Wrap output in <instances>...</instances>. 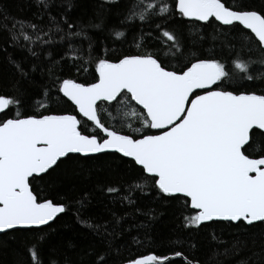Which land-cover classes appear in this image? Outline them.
<instances>
[{
	"label": "snow or ice",
	"instance_id": "1",
	"mask_svg": "<svg viewBox=\"0 0 264 264\" xmlns=\"http://www.w3.org/2000/svg\"><path fill=\"white\" fill-rule=\"evenodd\" d=\"M37 4L49 9L52 0H37ZM176 13L193 23L205 22V26L219 22L212 39L232 50L235 44L226 38L221 40L225 32L220 26L239 32L240 51L232 66L242 74L239 79L264 83V72L255 77L249 74L251 65H264V10L249 9L244 4L229 7L223 0H132L121 24L127 30L136 21L151 25L153 19H167ZM62 19L68 29L75 27ZM50 22L57 23L56 18L51 17ZM17 23L19 34L15 32ZM30 27L35 29L36 25ZM87 27L99 29L101 24L89 23ZM23 28V22H13L9 34L14 42L19 36L31 39ZM155 29L167 43L163 60L158 50L141 51L144 43H136L137 54L110 59L105 52L93 57L94 44L83 27L67 33L69 38L82 36L88 40L86 63L94 65L95 82L57 80L58 92L74 106L79 118L71 113L22 115L19 111L7 116L6 110L19 107L21 102L0 95V114L7 116L0 119V233L39 229L66 211L63 202L39 197L32 180L42 179V174L58 167V162L69 154L92 159L96 154L109 152L134 161L163 197L187 198L185 204L190 201L195 214L185 217L186 227H199L209 221L246 226L264 222V94L228 90L236 81L227 70V63L210 55L201 58L194 52H185L173 32L160 24ZM126 30L113 31L114 42L123 43ZM145 35L152 33L145 34L141 27L139 40L144 41ZM133 39L136 41L137 37ZM254 54L256 59L252 58ZM244 55L248 56L247 61L242 58ZM9 62L22 77L27 76L21 64L11 58ZM113 104L117 116L108 113L111 119L119 117L122 107L131 108L124 115L135 118L140 126L129 123L127 127L139 138L103 122L102 113L107 111L103 106ZM89 122L94 130L85 134L81 126L86 128ZM150 130L157 134H145ZM36 249V245L28 249L32 264H42ZM174 255L180 257L182 253L177 251ZM104 260L101 255L94 264H103ZM166 261L168 256L148 254L127 258L124 264ZM51 264L58 262L52 260Z\"/></svg>",
	"mask_w": 264,
	"mask_h": 264
},
{
	"label": "trees",
	"instance_id": "2",
	"mask_svg": "<svg viewBox=\"0 0 264 264\" xmlns=\"http://www.w3.org/2000/svg\"><path fill=\"white\" fill-rule=\"evenodd\" d=\"M131 2L52 0V7L44 9L42 5L38 6L37 0H0V95L21 102L19 107L10 106L6 110L7 116L19 111L22 115L72 113L79 118L78 113L73 111L74 106L58 92L57 80L95 81L94 65L86 63L89 57L88 40L82 36L69 38L67 35L82 27L94 44L93 57L105 52L110 59L122 54H137L136 43H144L141 51L158 50L163 60L167 43L155 29V25L160 24L180 39L185 52H194L201 58L210 55L227 63V70L236 81L228 90L264 94V83L256 79H239L242 74L232 66L240 51L239 32L230 30L229 26H220L225 32L221 40L226 38L229 43L235 44L232 50L227 44L222 45L220 40L212 39L218 22L205 26V23L187 21L178 13L169 15L167 19H153L151 25H141L136 21L126 30L121 21L127 15ZM223 2L229 7L244 4L249 9L264 10V0ZM53 16L57 23L50 22ZM62 18L75 27L68 29ZM14 21L23 22V33L29 35L30 40L19 36L14 42L10 38ZM89 23L101 24V27H87ZM30 25H36V28ZM141 27L145 34L152 33L151 36L145 35L144 41L138 38ZM125 30L123 43L114 42L112 32ZM230 31L231 35H228ZM15 32H21L19 23ZM9 58L21 64L27 76L22 77ZM242 58L248 60L247 55ZM252 58L257 56L254 54ZM250 68L249 74L253 77L264 72V65L254 64ZM41 104L47 107L42 108ZM103 107H107V111L102 113L107 126L139 137V134L130 133L127 127L129 123L132 127L140 126L135 118L124 115L131 111L130 107H122L117 119L108 116V113L117 116L115 104ZM7 116L0 114V119ZM93 130L90 122L86 128L81 126L85 134ZM150 133L151 130L145 134ZM42 176V179L31 181L34 192L39 197L63 202L66 211L39 229L1 233L0 264H32L28 249L33 245L37 246L42 264H51L52 260L58 264H94L101 255L105 256L103 264H122L127 258L151 253L168 256L169 261L165 264H185L186 261L192 264H241L245 260L248 264H258V261L264 264V222L246 226L210 221L199 227H186L185 217L195 214L189 202L185 204L186 198L181 196L177 200L158 194L153 182L145 179L142 169L117 153L97 154L92 159L69 154L68 158L58 162V167L54 166ZM136 185L143 187L141 189ZM109 188L116 191L109 192ZM42 236L43 240L40 239ZM177 251L182 253L180 257L174 255Z\"/></svg>",
	"mask_w": 264,
	"mask_h": 264
},
{
	"label": "water",
	"instance_id": "3",
	"mask_svg": "<svg viewBox=\"0 0 264 264\" xmlns=\"http://www.w3.org/2000/svg\"><path fill=\"white\" fill-rule=\"evenodd\" d=\"M186 19V18H185ZM211 19H214V18H211ZM200 23H205V22H200ZM219 23V22H218ZM242 27V26H241ZM248 31V30H247ZM95 82V81H94ZM197 94H200L199 92L197 93ZM258 94V93H257ZM62 95V94H61ZM66 99V98H65ZM70 103V102H69ZM71 104V103H70ZM138 108H139V106H137ZM50 114H64V113H50ZM72 114V113H71ZM45 115H47V114H45ZM152 131V133H150V134H157V132H156V130H151ZM137 138H139V137H137ZM111 153V152H110ZM118 155H120V156H122L121 154H119V153H117ZM76 155H79V154H76ZM97 155V154H96ZM124 158H126V157H124ZM63 159V158H62ZM127 159H129V160H131L130 158H127ZM134 162V161H133ZM140 167V166H139ZM141 168V167H140ZM43 175V174H42ZM187 199V198H186ZM189 206H190V201H189ZM190 208H191V206H190ZM59 215V214H58ZM52 222V221H51ZM51 222H49V224L51 223ZM210 222V221H209ZM259 222V221H258ZM203 223H207V222H202V224ZM233 223V222H232ZM256 223V222H255ZM44 226H46V225H44ZM44 226H39V228L40 227H44ZM8 231H11V230H8ZM1 234V233H0ZM152 254V253H151ZM148 255V254H147ZM122 264H124V263H122Z\"/></svg>",
	"mask_w": 264,
	"mask_h": 264
},
{
	"label": "bare ground",
	"instance_id": "4",
	"mask_svg": "<svg viewBox=\"0 0 264 264\" xmlns=\"http://www.w3.org/2000/svg\"><path fill=\"white\" fill-rule=\"evenodd\" d=\"M189 202V201H188ZM190 207V206H189ZM191 209V208H190ZM193 210V209H192ZM195 211V210H194Z\"/></svg>",
	"mask_w": 264,
	"mask_h": 264
},
{
	"label": "rangeland",
	"instance_id": "5",
	"mask_svg": "<svg viewBox=\"0 0 264 264\" xmlns=\"http://www.w3.org/2000/svg\"><path fill=\"white\" fill-rule=\"evenodd\" d=\"M251 69V68H250ZM234 75H232V77H233ZM234 78V77H233Z\"/></svg>",
	"mask_w": 264,
	"mask_h": 264
}]
</instances>
